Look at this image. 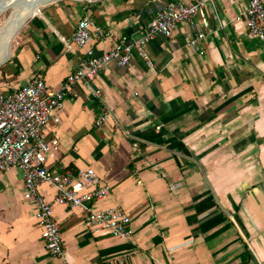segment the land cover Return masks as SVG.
Here are the masks:
<instances>
[{"label":"crops","instance_id":"1","mask_svg":"<svg viewBox=\"0 0 264 264\" xmlns=\"http://www.w3.org/2000/svg\"><path fill=\"white\" fill-rule=\"evenodd\" d=\"M176 1L49 2L2 62L0 90L39 76L58 90L84 55L67 42L85 15L109 34L91 41L101 55L123 36L139 39ZM248 3L207 2L208 28L197 16L148 43L149 64L136 51L126 67L110 63L92 83L100 98L77 85L78 99L42 130L46 141L59 136L46 166L94 168L109 195L93 208H122L131 236L91 233L80 209L56 204L65 256L52 257L22 172L12 169L0 173V264H264V39L247 30ZM198 32L205 38L196 50L189 43ZM103 107L111 116L96 127ZM41 193L53 201V188Z\"/></svg>","mask_w":264,"mask_h":264},{"label":"built area","instance_id":"2","mask_svg":"<svg viewBox=\"0 0 264 264\" xmlns=\"http://www.w3.org/2000/svg\"><path fill=\"white\" fill-rule=\"evenodd\" d=\"M214 0H177L176 3L159 10L148 23L142 36L131 42L123 36L108 51L97 55L91 41L94 34L107 37L94 21L85 15L78 23L71 41L85 50L76 70L62 83L58 90L49 88L41 76L31 80L22 88L7 87L0 90V173L19 169L24 179V198L30 203L33 215L42 230V239L52 257L64 258L65 247L59 222L53 212L54 205L78 208L85 215V227L91 233L108 234L114 238L128 239L131 234V217L120 207L97 210L92 204L109 195V187L92 167L80 168L73 172L68 169L53 171L46 166L47 155L58 149L59 136L50 141L42 138V130L51 121L57 110L64 108L67 101H75L79 94L76 86L86 85L93 95L100 98L101 91L94 90L96 77L115 62L120 67L130 64L136 51L147 64L150 63L146 45L158 35L171 37L181 23L195 25L199 16L204 28L209 21L204 13L207 2ZM244 19L249 34L264 39V0H249ZM204 32H198L189 43L199 50ZM67 44V45H68ZM70 45V44H69ZM111 112L102 108L95 121L100 127ZM159 129V127L157 128ZM134 148L139 143H133ZM54 189L53 201H47L41 187Z\"/></svg>","mask_w":264,"mask_h":264},{"label":"bare ground","instance_id":"3","mask_svg":"<svg viewBox=\"0 0 264 264\" xmlns=\"http://www.w3.org/2000/svg\"><path fill=\"white\" fill-rule=\"evenodd\" d=\"M52 1L54 0H0V17L4 11L13 9L6 22L0 25V64L9 57L11 42L26 21Z\"/></svg>","mask_w":264,"mask_h":264},{"label":"rangeland","instance_id":"4","mask_svg":"<svg viewBox=\"0 0 264 264\" xmlns=\"http://www.w3.org/2000/svg\"><path fill=\"white\" fill-rule=\"evenodd\" d=\"M12 8L9 10L4 11V14L2 15V17H0V25H2V23L6 22V19L9 18L10 14L12 13ZM30 19V18H29ZM29 19L26 21V23L22 26V28L19 30V32L15 35V37L13 38L12 42H11V47H10V52L12 53L13 49L16 47L17 45V41L23 31V29L25 28L27 22L29 21ZM11 55V54H10ZM10 56L8 57L7 60H5L3 63L7 62L9 60ZM3 63L0 65V67L3 65Z\"/></svg>","mask_w":264,"mask_h":264}]
</instances>
